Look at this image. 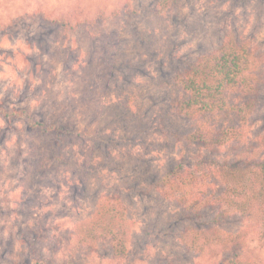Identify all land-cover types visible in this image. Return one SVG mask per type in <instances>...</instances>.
Instances as JSON below:
<instances>
[{
  "label": "rangeland",
  "instance_id": "1",
  "mask_svg": "<svg viewBox=\"0 0 264 264\" xmlns=\"http://www.w3.org/2000/svg\"><path fill=\"white\" fill-rule=\"evenodd\" d=\"M73 1L0 0V100L8 108L26 107L36 118L65 120L71 113L67 122L78 135L73 140L76 163L90 159L106 177L74 166L71 174L54 166L35 167L48 144L28 134L22 122L0 118V264H28L33 257L62 264L68 255L79 264H111L105 248L92 254L77 248L74 224L91 213L100 188H144L158 167L177 157L165 128L173 132L186 124L165 116L161 81L218 45L230 30L262 51L264 78V0H182L165 16L154 14L158 0H82L86 20L93 24L71 31L26 15L38 6L59 13ZM124 1L130 2V15H112ZM127 63L132 66L123 74ZM104 70L113 71L106 84ZM166 88L170 94L177 91L175 85ZM128 97L133 110L121 105ZM253 118L264 141V108ZM30 153L34 167L24 163ZM125 201L138 222L136 251L145 250V259L133 264H199L213 257L184 252L172 234L171 205L133 191ZM147 229L158 233L145 247ZM257 253L264 257L263 248Z\"/></svg>",
  "mask_w": 264,
  "mask_h": 264
},
{
  "label": "trees",
  "instance_id": "2",
  "mask_svg": "<svg viewBox=\"0 0 264 264\" xmlns=\"http://www.w3.org/2000/svg\"><path fill=\"white\" fill-rule=\"evenodd\" d=\"M181 1L158 0L154 14L165 16L171 7L178 8ZM81 2L74 0L69 9L59 13L38 6L26 15L71 31L80 24L84 27L93 24L86 20ZM130 11V2L124 1L112 15L127 16ZM261 53L248 37L226 31L218 45L197 54L177 68L169 80L161 81L168 104L165 116L186 124L173 132L165 128L172 134L177 157L169 165L158 167V173L147 179L144 188L131 185H112L109 187L112 189L103 191L100 188L91 213L74 224L77 248L88 254L105 248L111 264H133L145 259V250L136 251L138 222L125 201V196L133 191L148 197L155 195L172 206L168 219L175 226L173 237L184 252L213 256L199 264H264V257L260 259L257 253V249L264 250V141L253 118L257 110L264 108ZM105 66L113 68L110 64ZM131 66L127 63L124 71L121 68L123 74ZM134 68L137 72L141 67L137 64ZM121 70H117L118 74ZM112 74L113 71H102V82L106 84L105 77ZM168 84L175 85V94L167 90ZM121 105L126 110L135 108L130 97L121 101ZM0 118L7 123L22 122L28 134H36L48 144L35 167L54 166L71 174L74 166L105 179V173L97 172L90 159L76 163L73 143L78 135L67 122L73 119L71 113H65V120L47 115L36 118L26 107L8 108L0 100ZM184 148L189 149L188 155L182 154ZM23 158L25 166L34 167L31 164L34 159L31 163L29 160L31 153ZM180 222L185 223L178 231ZM234 223L236 227L231 226ZM157 233L147 229L145 247ZM28 264L52 263L33 257ZM62 264L79 263L68 255Z\"/></svg>",
  "mask_w": 264,
  "mask_h": 264
}]
</instances>
